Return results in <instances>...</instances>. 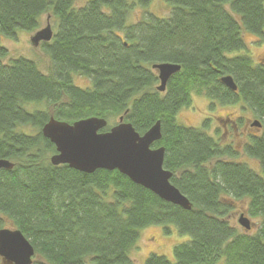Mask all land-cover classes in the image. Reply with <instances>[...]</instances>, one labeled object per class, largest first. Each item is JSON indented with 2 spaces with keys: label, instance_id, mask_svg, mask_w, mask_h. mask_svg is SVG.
I'll list each match as a JSON object with an SVG mask.
<instances>
[{
  "label": "trees",
  "instance_id": "obj_1",
  "mask_svg": "<svg viewBox=\"0 0 264 264\" xmlns=\"http://www.w3.org/2000/svg\"><path fill=\"white\" fill-rule=\"evenodd\" d=\"M168 1L167 17L146 12L129 24L131 10L153 0H0L2 35L36 31L45 13L57 23L52 40L42 43L48 73L26 57L5 62L8 50L0 46V159L14 163L0 172V228L24 233L34 259L43 261L33 264H135L131 251L141 230L154 224L190 238L174 247V260L151 254L146 264H264V132L244 146L260 174L207 133L209 119L203 128L177 120L201 96L243 103L264 128V62L253 60L243 37L244 30L263 37L264 0ZM162 62L181 66L163 92L152 68ZM77 75L91 85L75 83ZM226 75L236 91L222 83ZM33 103L45 108L31 110ZM51 116L69 123L104 118L102 131L123 117L141 135L160 121L162 138L152 146L165 147L164 167L192 209L119 170L52 164L56 147L41 132ZM236 200L257 220L255 232L227 219Z\"/></svg>",
  "mask_w": 264,
  "mask_h": 264
},
{
  "label": "water",
  "instance_id": "obj_2",
  "mask_svg": "<svg viewBox=\"0 0 264 264\" xmlns=\"http://www.w3.org/2000/svg\"><path fill=\"white\" fill-rule=\"evenodd\" d=\"M54 36L51 24L38 30L31 36L34 46L41 42H50ZM160 84L158 91H165L168 80L181 69L179 64L170 62L156 63ZM221 81L233 91L237 84L230 75L223 76ZM107 120L100 117H89L74 123L58 120L53 116L42 127V134L56 147V153L50 157L54 165L68 164L70 167L87 173L98 169L119 170L133 182L151 190L160 198L192 209V203L180 189L171 182L173 173L164 167L166 149L164 146L154 148L152 145L162 138L161 122L158 121L143 135L133 125L125 122L123 117L117 125L108 131ZM253 126L262 124L255 120ZM14 163L0 159L2 169H11ZM239 223L251 230L252 222L241 215ZM35 248L20 229L0 228V258L2 264H33Z\"/></svg>",
  "mask_w": 264,
  "mask_h": 264
},
{
  "label": "rangeland",
  "instance_id": "obj_3",
  "mask_svg": "<svg viewBox=\"0 0 264 264\" xmlns=\"http://www.w3.org/2000/svg\"><path fill=\"white\" fill-rule=\"evenodd\" d=\"M84 3H86V0H77L78 5H83ZM170 11L171 5L168 0H153L147 8L135 7L131 10L128 14V23L139 21L145 16L146 12L158 17H167ZM48 22L55 33L57 30L55 17L51 13H45L41 18V26L36 31L19 30L16 37H7L0 34V46L8 50V54L2 60L9 62L12 58L26 57L34 60L43 72L48 73L51 66L49 55L44 51L42 44L36 47L31 42V36L46 27ZM243 37L248 46L247 52L253 60L256 63L264 62V33L261 38L252 32L244 30ZM75 83L84 87L91 85L89 79L78 75L75 76ZM212 103L214 102L207 97H193L192 104L183 107L177 114L178 122L185 126L203 128L205 120L209 119L208 127L206 128L207 133L217 139L222 146L231 145L238 152L237 156H235L237 161L247 162L255 171L262 174L263 170L258 160L246 155L244 146L249 141L251 134L260 135L264 132V128L251 125L256 120V117L243 103L229 106L218 102L213 105ZM40 108L44 109L45 105L33 103L30 109ZM24 128L32 133L37 130L30 126ZM242 214L247 216L252 222V228L249 232H255L257 220L249 216L245 204L239 200H236L234 208L227 219L240 231H246L239 223ZM170 228L171 231L167 233L163 225L154 224L141 230L139 240L130 255L135 264H146V260L151 254L163 255L170 260L175 259L174 247L187 241L190 236L180 234L175 226ZM34 260L43 262L40 256H37Z\"/></svg>",
  "mask_w": 264,
  "mask_h": 264
}]
</instances>
